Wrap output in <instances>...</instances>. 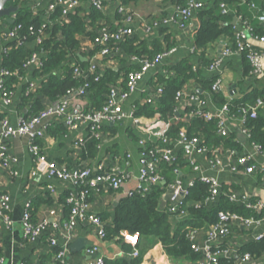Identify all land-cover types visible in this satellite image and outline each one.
<instances>
[{"label": "crops", "instance_id": "obj_1", "mask_svg": "<svg viewBox=\"0 0 264 264\" xmlns=\"http://www.w3.org/2000/svg\"><path fill=\"white\" fill-rule=\"evenodd\" d=\"M202 3V7L196 10L191 18L190 24L185 29H180L177 25H158L147 31L145 22L159 21L174 11L175 3L172 0H152L149 2L139 1L135 4L126 6L134 14V18L130 23L133 34L126 37L124 41L132 40L130 44L139 47H145L150 50L154 42L170 43L176 47V51L168 58L157 64L146 73L144 78L138 83V89L126 100H122V106L127 113H133L136 102H142L147 96L154 94L160 78H166L167 67L181 60H188L191 66H195L192 70L198 74L197 78H191L182 84L181 88L187 92L195 93L200 96L206 103L207 108L217 110L223 103L233 102L228 114L224 115L227 136L232 141V147H224L221 150L223 160L228 161L227 150H234L238 155L247 149L248 137L244 129L246 122L238 113L239 102L248 97L254 90L264 87V77L257 78L250 74L249 63L243 55H232L225 58L221 65L215 70H209L208 62L212 58L218 57L221 52V46L226 43V37L219 38L216 43L211 44L207 48L196 49L193 44L195 29L200 24V16L198 11L215 7V0H198ZM264 0H238L229 5V13L231 26L237 24L238 15H243L249 21L256 24V15L263 11ZM251 3H255V7H251ZM94 9L88 0H78L69 13H85L90 15ZM215 14L222 15L218 9V4L214 8ZM92 24L88 29L99 31L106 27L114 30L122 25L123 19L121 13L116 9L113 1L106 2L101 10L95 9L92 14ZM13 18V17H11ZM235 18V21H234ZM2 19L5 22H2ZM0 18V43L2 42V32L8 29L5 17ZM67 19V16L64 20ZM91 22V21H90ZM233 34V29H232ZM82 50L77 54V59L69 56L65 67L77 66L85 70L90 64L96 65V71L103 74L105 70L112 69L118 73L116 86L122 90L123 73L126 70H137L138 66L131 60V56L124 50V46L120 45L115 49H111L109 54L102 55L98 50L93 55L90 54L92 44L85 36L79 37ZM14 46H10L9 52ZM264 51V48H263ZM80 58V61H78ZM82 62L85 67H82ZM79 63V65H78ZM137 68V69H136ZM35 68L29 66L24 69V74L19 78H15L12 84L14 88V100L9 107H4L0 101V118L8 117L15 122L20 115H26L31 110L32 104L22 99L23 95L29 93L28 81L35 80ZM219 79V87L215 93L209 89V82L212 83ZM9 80V78L7 79ZM42 79L39 81L41 84ZM77 89V88H76ZM66 95L69 103V109L90 111L92 104L88 97L80 96L76 93ZM218 94L225 102L217 100L215 95ZM43 104H48L45 100ZM55 104V103H53ZM176 117H191L189 108L191 107L185 99L176 102ZM248 105V102H244ZM252 105V104H251ZM238 106V107H237ZM237 107V108H236ZM236 111H234V110ZM259 115L264 116V105L260 107ZM192 118V117H191ZM142 127L135 128L131 119H126L120 123H106L102 128V134L99 138V144L96 155L89 158L87 152L86 139L89 137L87 126L81 122L78 123V129H69L63 121H52L47 129L45 136L37 140V144L41 148V152L47 159L54 161L57 165L74 167L77 165H85L94 167L102 162L106 166L117 165L122 172L136 175L138 172V152L137 143L139 138L145 140H156V133L161 130L164 122L156 116L141 118ZM146 128L147 132L142 129ZM184 128V127H183ZM185 129V128H184ZM81 138L83 145L75 146L74 141ZM28 139L19 137L10 141L9 153L15 157L3 166L0 162V192L9 196V215L12 220L10 227H7L0 215V257L4 258V264H57L53 259V247L50 245V238H55L59 243L63 241L62 234L58 230L53 229V223H62L68 218L67 206L64 203V196L69 185L61 179L52 182L53 188H48V182L43 175V166L36 163L34 154L29 150ZM129 154L128 157H126ZM195 160L200 164L202 172L206 175L217 176L221 185H231L234 193L238 197L246 199H254L256 201H264V173L255 171L246 173L242 168L232 171L224 168L219 171L209 168L204 156H195ZM255 162L264 168V156L257 155ZM182 179L196 177L189 166L180 168L179 172ZM135 180L128 182L125 187L131 188ZM120 197L113 191H99L92 193L89 198V211L92 214L109 215L106 222L111 221L115 207ZM33 204L32 221L37 222L44 218L49 221L48 226L34 240L26 239L23 236L21 226V214L24 206L28 202ZM164 201L159 199V208H163ZM190 206V204H189ZM50 211L54 214L50 215ZM262 211V216H263ZM191 217L190 212L170 217L173 228L180 221H184ZM258 233L264 234V222H260L253 228H247L241 224H234L232 231L228 237L223 240V247L226 253L221 256L223 262L221 264H264V253L258 258H252L248 261L241 259L242 254L240 248L248 242L254 240V236ZM121 235V232H120ZM203 232L198 233L197 239L201 241ZM78 243L76 248L71 249V245ZM91 245H96L100 249V254L104 258H130L129 252H126L125 246H130L122 241L121 238H99L96 231L87 223H81L73 232L72 240L68 248V259L71 264H87L91 260L90 255L86 254L85 249ZM137 248L142 257L140 264H193V261L186 258L171 259L162 250L160 244L154 243L152 239H142L138 242ZM132 251V247H131ZM130 251V252H131Z\"/></svg>", "mask_w": 264, "mask_h": 264}, {"label": "built area", "instance_id": "obj_2", "mask_svg": "<svg viewBox=\"0 0 264 264\" xmlns=\"http://www.w3.org/2000/svg\"><path fill=\"white\" fill-rule=\"evenodd\" d=\"M41 0H37L35 5H38ZM92 7L101 10L103 5L108 1H113L116 4V9L122 15L123 24L114 30L106 27L97 31L94 40L91 42L92 47H98V51L102 55L109 54L112 42H119L133 34V29L130 26L134 18V14L128 9L122 0H88ZM176 5L174 11L162 18L159 21L145 22L147 31L162 24V25H177L180 29H185L190 24L191 18L196 10L202 7V3L198 0H172ZM78 0H53L49 3L47 11L52 13L57 7H60L62 14L60 19L67 16L69 11L76 6ZM252 8L255 3H251ZM218 9L222 15L229 13V5L226 2L219 1ZM264 9V2H263ZM14 18V14L12 16ZM256 24L264 27V10L256 15ZM237 24L233 28V40L223 44L218 57L212 58L208 65L209 70L217 69L222 61L232 55H243L247 59L250 67V74L257 78L264 77V33L260 34L255 29V24L246 19L243 15H238L236 18ZM52 22L46 21L41 28L35 31L33 28H28L30 35L36 37L37 43H41L45 35L44 28L51 25ZM22 26L16 25L13 28H8L2 32V42L0 43V101L4 107H9L14 100V91L9 90L5 86L6 79L12 74L11 71L1 66L2 56L10 50L11 43L20 45L25 40V35L22 33ZM176 51V47L165 49L158 52L149 59L147 57L131 56V60L138 66L137 70L128 73L126 78L125 89L120 90L116 85H113L106 95L104 104L100 109L90 111H80L69 109L67 98L62 97L57 103L45 104L44 108L37 114L31 116L20 115L13 122L8 117L0 118V162L3 166H7L15 157L9 153L10 141L19 137L27 138L29 150L34 154L36 163L43 166V175L48 182V188L52 189V182L56 179H61L67 183L64 203L68 207V218L62 223H53V229L58 230L63 237V241L59 243L55 238H50L49 242L52 247H58V250L53 255V259L57 264H71L68 259V248L72 240L74 230L81 224H89L97 233L99 238H105L104 230L105 222L98 214H92L89 211V198L92 193L99 191H113L117 196L133 197L135 195H145L150 191L152 185L159 184L162 187L161 199L167 206V211L172 216L184 214L188 211L189 204L200 206L201 202H191L188 200L190 189L194 185L195 180H199L208 184L209 194L205 198L206 206L214 203L221 189V183L217 176L206 175L202 172L200 164L195 160V156H204L209 168L219 171L224 168H229L232 171H237L242 168L246 173L255 171L264 172V168L255 162L257 155L264 156L262 146L254 141L247 142V149L242 154L238 155L234 150H227L228 161L223 160L221 150L222 145L206 146L203 140L194 135L187 134L186 129L181 128L175 138L166 136L165 131L168 124L164 122L163 127L156 133V140H145L139 138L136 141L139 148L138 152V172L136 175L122 172L117 165L106 166L102 162L94 167L85 165H77L67 167L57 165L54 161L49 160L41 152L37 140L42 139L52 121H63L65 125L71 129H78V123L85 124L88 128V133L95 136L97 139L101 137L102 128L106 123L117 124L126 119H131L132 125L135 128L142 127V116H135L132 112L127 113L121 101L126 100L138 89V83L144 78L147 72L156 67L157 64L170 57ZM43 61L41 54L34 52L28 57L23 65V69L33 66L35 69L42 67ZM73 73L81 77L84 83L76 89V93L84 96L87 93L88 83L86 79L89 75H94V80L99 78V73L96 71V65L90 64L85 70L73 66ZM195 70V66L192 67ZM40 78L28 81V92H34L39 87ZM219 79H216L211 85V91L216 92L219 87ZM73 93L69 92L67 95ZM163 93V88L157 86L152 96L146 97L145 102H151L153 98L160 96ZM185 99L191 106L189 111L192 118H203L206 121L216 122V133L222 137L227 136L228 131L224 115L228 114L230 105L223 103L217 110L209 109L205 101L195 93L187 92L183 88L176 90L174 95L175 102ZM264 105L262 98H257L252 105L242 106L238 109L239 115L243 122L248 118H255L258 115L260 107ZM147 132L146 128H142ZM246 136L249 138L248 129H244ZM84 141L78 138L74 141L75 146L83 145ZM97 146H100L98 143ZM182 151V158L188 162L196 177L182 179L179 172L180 169H174L176 177L165 182V178L159 169L162 162L173 163L178 160V151ZM129 154L126 156L128 157ZM135 180L131 188L125 185L131 180ZM229 200L236 203H244L246 207L263 210L264 201H256L250 203L244 197H238L234 192L228 193ZM32 202L26 203L21 214V226L23 236L26 239H36L43 230L48 226L49 221L44 218L40 221L33 222L31 217ZM9 196L6 193L0 192V215L7 227H10L12 220L9 215ZM54 211H50V215ZM217 221L208 225L203 232V239L198 241L197 231L190 232V240H192V249L198 254V259L193 264H220L219 259L226 253L223 247L225 240L234 224H241L247 228H253L260 222H264L263 216L255 218L253 216H242L233 211H219L217 213ZM263 233H258L254 239L259 240ZM122 241L128 243L132 247L130 252L131 257L140 255L137 248L139 242L137 233L121 231ZM86 254L90 255L91 260L87 264H105L104 257L100 254V249L96 245H91L85 249ZM241 259L248 261L252 259L251 254L245 252ZM0 264H4V258L0 257ZM26 264V263H19Z\"/></svg>", "mask_w": 264, "mask_h": 264}, {"label": "trees", "instance_id": "obj_3", "mask_svg": "<svg viewBox=\"0 0 264 264\" xmlns=\"http://www.w3.org/2000/svg\"><path fill=\"white\" fill-rule=\"evenodd\" d=\"M37 0H10L9 4L18 7L14 13V23L7 24L8 28H13L16 25H21L23 28L22 33L25 35V40L22 44L14 46L10 52L4 54L2 57L1 66L12 72L6 79L5 86L14 91L12 84L15 78H19L24 74L23 65L34 52L41 54L43 61L42 67L35 69L34 76L42 79L41 84L34 92H29L23 95L22 99L27 103H31V110L26 115L37 114L44 108L43 102L57 103L62 97L66 96L69 92L80 87L84 80L73 73L74 67H65L69 56L77 59V54L81 52V42L79 37L85 36L87 40L92 42L96 36V30L88 29L92 24L94 8L90 15L85 13H68L67 19H60L62 9L57 7L52 13H48L47 8L49 3L53 0H41L38 5H35ZM139 1H152V0H122L125 6L135 4ZM219 1L226 2L227 4L235 3L238 0H215V7ZM203 9L198 11L200 16V24L195 29L193 44L196 49L207 48L221 37H226L228 42L233 40V34L230 23V18L227 15H219L213 12L214 8ZM96 18V17H95ZM2 19V18H1ZM52 22L51 25L44 28L45 35L41 43H37L36 37L30 35L28 28H33L35 31L41 28L42 24L46 21ZM91 21V22H90ZM2 22H5L2 19ZM256 31L260 34L264 33V27L255 25ZM128 39V38H127ZM125 39V40H127ZM132 40L119 42H112L110 48H116L120 45L124 46V50L129 56L136 55L138 57L153 58L155 54L165 49L173 47L170 43L161 45L154 42L150 50L145 47H137L130 42ZM98 47L92 48L90 54L93 55ZM245 57V54H243ZM247 60V59H246ZM80 61V58H78ZM210 62H208L209 64ZM79 65V63H78ZM82 67L85 63L82 62ZM137 69V68H136ZM167 69V77L160 78L158 86L163 88V93L153 98L151 102H136L134 105L133 114L135 116L152 117L157 116L168 124L165 131L166 136L175 138L181 128H185L187 134L198 136L203 140L206 146L222 145L223 147H232V141L228 137H222L216 133V122L206 121L203 118H184L176 117L175 111L177 104L174 100L176 90L181 88L187 80L197 78L192 70V66L188 60H181L177 63L171 64ZM133 70H126L123 73V89H125L126 78L129 72ZM99 73V72H97ZM118 73L112 69H107L103 74L99 73V78L94 80V75H89L86 79L88 83L87 93L85 97L90 99L92 109H100L104 104L106 95L113 85H116ZM211 89L212 81L209 82ZM157 88V87H156ZM215 93V92H213ZM149 97V96H147ZM217 100L225 102L224 99L216 94ZM257 98L264 100V87L254 90L243 102L240 107L246 105L248 102L251 105ZM229 104V103H228ZM233 102L230 106L232 107ZM238 107V106H237ZM236 107V108H237ZM238 107V108H240ZM189 110L191 107H188ZM234 110V109H233ZM236 111V110H234ZM28 117V116H26ZM246 127L248 129V141H254L262 146L264 149V116L257 115L255 118H248L246 120ZM99 139L93 135H89L86 139L88 157L92 158L96 155L98 149ZM184 166H189L182 158V151H178V160L173 163L162 162L159 169L162 172L165 182H169L176 177L174 169H180ZM264 173V172H263ZM233 191L231 185H221L220 194L217 200L210 204L205 205L204 200L209 194V186L199 180H195L194 185L190 189V196L188 198L191 202H201L200 206L191 205L188 207L191 217L184 221H180L173 228L170 221L167 206L159 208V199L162 194V187L159 184L152 185L150 191L145 195H135L133 197H121L115 207L114 215L109 222H105L104 230L106 232L105 238H121V231H128L130 233H137L139 241L142 239H152L154 243L160 244L162 250L168 258L178 259L186 258L191 261L198 259V254L194 253L192 249V240H190V232L197 231L198 233L204 230L217 221V213L219 211H233L242 216H253L258 218L261 216L263 210L246 207L244 203H236L229 200L228 193ZM65 198V196H64ZM250 203H255L254 199H248ZM68 211V207H67ZM31 217L33 216V204L31 207ZM102 220L107 221L109 215L99 214ZM198 236V234H197ZM58 247H53V254L56 253ZM126 252L131 251L130 246H125ZM241 253L248 252L252 258H258L264 253V234L259 240H252L240 248ZM224 259L220 258L221 264ZM105 264H140L142 257L130 258H104ZM184 264V263H183Z\"/></svg>", "mask_w": 264, "mask_h": 264}, {"label": "water", "instance_id": "obj_4", "mask_svg": "<svg viewBox=\"0 0 264 264\" xmlns=\"http://www.w3.org/2000/svg\"><path fill=\"white\" fill-rule=\"evenodd\" d=\"M10 0H0V18L5 17L7 23L9 24H13L14 23V19L11 18L12 14H14L17 10L18 7L9 4ZM235 21V18H234ZM222 48V46H221ZM78 243H74L71 245V249L76 248Z\"/></svg>", "mask_w": 264, "mask_h": 264}, {"label": "rangeland", "instance_id": "obj_5", "mask_svg": "<svg viewBox=\"0 0 264 264\" xmlns=\"http://www.w3.org/2000/svg\"><path fill=\"white\" fill-rule=\"evenodd\" d=\"M134 144L136 143V141H132Z\"/></svg>", "mask_w": 264, "mask_h": 264}]
</instances>
